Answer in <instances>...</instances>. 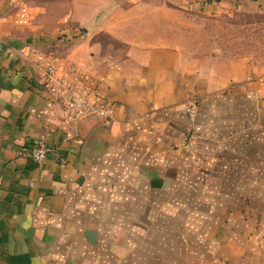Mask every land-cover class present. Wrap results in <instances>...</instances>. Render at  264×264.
Listing matches in <instances>:
<instances>
[{"label": "crops", "instance_id": "1", "mask_svg": "<svg viewBox=\"0 0 264 264\" xmlns=\"http://www.w3.org/2000/svg\"><path fill=\"white\" fill-rule=\"evenodd\" d=\"M168 1L0 0V264H128L171 206L203 208L209 264H264V62L171 40ZM172 1L211 19L264 8ZM49 66L106 115L67 118Z\"/></svg>", "mask_w": 264, "mask_h": 264}, {"label": "rangeland", "instance_id": "2", "mask_svg": "<svg viewBox=\"0 0 264 264\" xmlns=\"http://www.w3.org/2000/svg\"><path fill=\"white\" fill-rule=\"evenodd\" d=\"M212 1L219 0H197V3ZM164 6L170 9L168 37L171 40L197 39L204 49H213L209 42L218 40L230 44L221 47L224 55H248L257 62H264V8L263 13L237 12L230 18L211 19L194 14L189 10L190 5L183 11L177 10L178 6L172 0ZM188 194L192 202L194 192ZM182 197L187 199L188 196ZM170 198L176 199L177 192ZM202 209L190 207L184 210L171 206L169 218L164 217V221L158 223L141 224L139 230L144 236L134 234V244L129 246L133 256L128 264H209L211 241L204 232L209 223L193 221L192 217L193 213L199 215ZM122 264H125L124 259Z\"/></svg>", "mask_w": 264, "mask_h": 264}, {"label": "built area", "instance_id": "3", "mask_svg": "<svg viewBox=\"0 0 264 264\" xmlns=\"http://www.w3.org/2000/svg\"><path fill=\"white\" fill-rule=\"evenodd\" d=\"M46 77L48 88L55 96L56 100L62 106L65 116L69 119H79L88 114H97L101 117L106 115L104 105H89L84 98V92H78L71 85L64 83L62 80L55 86L52 79V68L49 66L46 69ZM264 78V74H263ZM192 108V106H191ZM49 151L44 138H40L31 148L26 150L25 154L34 162L40 163L45 158Z\"/></svg>", "mask_w": 264, "mask_h": 264}]
</instances>
